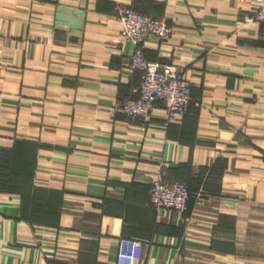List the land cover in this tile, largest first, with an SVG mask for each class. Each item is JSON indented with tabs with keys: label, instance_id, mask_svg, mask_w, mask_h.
Returning a JSON list of instances; mask_svg holds the SVG:
<instances>
[{
	"label": "crops",
	"instance_id": "obj_1",
	"mask_svg": "<svg viewBox=\"0 0 264 264\" xmlns=\"http://www.w3.org/2000/svg\"><path fill=\"white\" fill-rule=\"evenodd\" d=\"M164 17L149 58L192 83L189 111L164 126L118 106L137 94L115 5ZM241 0H0V155L30 166L0 188V264H264V22ZM3 152V153H2ZM161 176L191 191L185 213L150 203Z\"/></svg>",
	"mask_w": 264,
	"mask_h": 264
},
{
	"label": "built area",
	"instance_id": "obj_2",
	"mask_svg": "<svg viewBox=\"0 0 264 264\" xmlns=\"http://www.w3.org/2000/svg\"><path fill=\"white\" fill-rule=\"evenodd\" d=\"M251 7V13L240 16V22H264V0H241ZM115 12L121 22V37L134 44L128 67L137 70L140 80L137 94L118 106L123 114L142 125L151 121L153 108L162 101L166 127L179 122L189 111L192 100V83L174 64L162 59L149 58L143 49V42L149 37L158 40L167 38L170 26L164 17L152 16L131 6L115 5ZM150 203L156 208L173 209L185 213L189 208L191 191L187 184L178 180H166L161 176L149 183ZM145 242L137 237H121L118 242L117 264H133L139 258Z\"/></svg>",
	"mask_w": 264,
	"mask_h": 264
},
{
	"label": "trees",
	"instance_id": "obj_3",
	"mask_svg": "<svg viewBox=\"0 0 264 264\" xmlns=\"http://www.w3.org/2000/svg\"><path fill=\"white\" fill-rule=\"evenodd\" d=\"M131 7L135 8L134 6ZM3 152L4 154L0 155V188L7 190L18 185L26 186L30 177V166L26 163L25 158L18 159L19 162H16L13 149H4Z\"/></svg>",
	"mask_w": 264,
	"mask_h": 264
}]
</instances>
